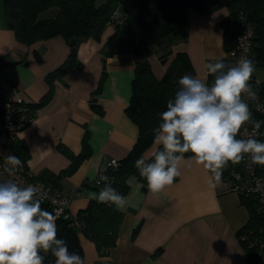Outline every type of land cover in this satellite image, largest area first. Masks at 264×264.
<instances>
[{
    "label": "crops",
    "instance_id": "crops-1",
    "mask_svg": "<svg viewBox=\"0 0 264 264\" xmlns=\"http://www.w3.org/2000/svg\"><path fill=\"white\" fill-rule=\"evenodd\" d=\"M187 14L185 37L172 43L173 54L165 64L159 60L162 50L153 53L149 59L151 69L160 78L174 55L185 52L193 77L207 83L206 65L225 58L220 23L228 9L204 15L189 9ZM113 33L109 26L99 41L78 43L75 53L82 68L55 82L51 100L35 110L33 121L20 135L29 153L26 168L38 176L43 170L58 174L66 169L71 161L59 145L77 155L88 134L90 156L58 184L63 194L73 196L70 210L74 215L87 207L94 193L92 180L103 159L122 160L138 136L136 125L125 112L135 57L122 53L104 58L105 44ZM71 50L61 36L29 47L19 43L7 27L0 0V87L7 95L18 93L37 105L48 91L46 76L65 62ZM252 76L260 84L264 71L254 70ZM157 148L154 143L144 153L145 160ZM191 155L181 163L180 175L156 195L147 186L144 189L136 177L128 178L129 191L124 195L127 203L119 210L123 219L116 245L100 256L95 244L80 233L84 264H247V254L237 235L249 221L246 207L223 176L215 188L209 187L211 173L189 161Z\"/></svg>",
    "mask_w": 264,
    "mask_h": 264
},
{
    "label": "trees",
    "instance_id": "trees-1",
    "mask_svg": "<svg viewBox=\"0 0 264 264\" xmlns=\"http://www.w3.org/2000/svg\"><path fill=\"white\" fill-rule=\"evenodd\" d=\"M3 5L7 27L13 31L19 43L29 47L38 41L61 36L72 48L65 62L46 76L48 91L37 105H31L34 112L51 100L56 81H62L72 70L82 68L75 53L79 42L87 39L99 41L106 28L112 26L114 33L105 44L104 58L122 53H131L135 57L131 97L125 112L136 125L138 136L126 157L118 161V167L111 168L106 173L112 180V187L123 196L129 191L127 180L132 176L141 182L144 189L147 186L146 179L140 175L134 162L154 144L153 129L161 122L158 114L166 111L167 102L174 99L179 89V78L186 74L194 75L185 52L174 55L160 78L153 74L149 62L153 53L161 50L159 60L162 64L167 62L173 54L172 43L185 37L189 9L201 15L221 8L228 9V15L220 23L225 53L232 49L239 30L240 17L245 16L253 28L251 59L254 61L255 70L264 71V0H3ZM52 9L55 12L43 17L44 13ZM36 60L40 61L39 57ZM221 60L232 66L230 59ZM213 82L214 76L209 73L207 84L210 86ZM100 85L101 82L99 87ZM258 91L261 98H264V80L259 84ZM93 108L97 109L94 105ZM252 119L264 124V119L253 112ZM59 150L71 164L58 174L43 170L38 176H34L57 191H60L59 182L70 176L90 156L88 134L83 137L79 154H73L62 145H59ZM13 154L23 161V168L20 170L27 171L29 153L21 140L16 142ZM189 155L191 153L184 154ZM238 171L240 164L232 165L229 162L222 176L230 181V174ZM101 187L103 182L99 185L93 183L95 193ZM240 200L249 213V221L237 235L242 237L256 234L261 227L256 201L243 196H240ZM41 207L51 212L48 204L42 203ZM76 219L78 226H74L70 219L59 218L56 221L57 238L66 241L70 253L79 254L83 260L78 239L80 233L95 244L100 256L107 255L116 245L123 213L116 210L114 205L100 203L91 198L85 210L76 214ZM241 243L247 254V264H250L251 251L246 248V241L241 240ZM40 254L45 256L44 264H55V257L51 252L41 251Z\"/></svg>",
    "mask_w": 264,
    "mask_h": 264
},
{
    "label": "clouds",
    "instance_id": "clouds-1",
    "mask_svg": "<svg viewBox=\"0 0 264 264\" xmlns=\"http://www.w3.org/2000/svg\"><path fill=\"white\" fill-rule=\"evenodd\" d=\"M206 67L214 82L209 86L191 75L181 76L174 99L158 114L161 122L153 129L157 150L150 160L141 156L134 162L153 195L180 175L186 153L192 154L189 161L211 173L208 184L212 188L221 182L229 162L238 165L247 156L250 167L264 166V142L252 137L237 139L245 124L250 122L258 131L262 123L252 119L249 105L242 100V94L258 99L248 83L254 61L242 57L232 66L219 60ZM107 167L118 164L113 161ZM107 167L97 181L98 185L103 182V187L91 198L123 210L126 198L112 187ZM21 168L19 156L6 157L4 170L10 176ZM47 196L43 184L22 186L11 179L0 182V264H44L41 251L51 252L55 264H84L79 254L69 252L64 239L57 238V215L41 207Z\"/></svg>",
    "mask_w": 264,
    "mask_h": 264
},
{
    "label": "built area",
    "instance_id": "built-area-1",
    "mask_svg": "<svg viewBox=\"0 0 264 264\" xmlns=\"http://www.w3.org/2000/svg\"><path fill=\"white\" fill-rule=\"evenodd\" d=\"M252 38V25L245 16H241L233 47L225 53V58L230 59L232 65H235L242 57L251 59ZM248 83L252 91L257 94L258 99L251 100L246 94H242V100L249 105L251 112L264 119V98L259 95V84L252 77ZM34 117L35 112L32 110L31 104L25 101L20 94L7 95L0 87V182L11 179L22 186L43 184L48 193L47 199L43 203L50 206L51 212L57 215L58 219H70L74 226H78L76 215L72 214L70 210L73 196H67L63 192L53 189L50 184L35 179V175L29 170L19 169L13 176L4 170L6 157L13 154V148L20 140L22 131L31 124ZM249 137L264 142V124H261L258 131L254 130L250 122L245 124L237 135V139ZM113 161L118 164L119 160L103 159L98 175L92 180L94 184H97L101 171ZM111 168L116 167H107V172ZM230 183L233 192L256 201V212L261 220V228L256 234L242 236L241 240L246 241V248L251 251L250 264H264V166L252 165L250 167L246 156L245 160L240 163V171L230 174Z\"/></svg>",
    "mask_w": 264,
    "mask_h": 264
},
{
    "label": "rangeland",
    "instance_id": "rangeland-1",
    "mask_svg": "<svg viewBox=\"0 0 264 264\" xmlns=\"http://www.w3.org/2000/svg\"><path fill=\"white\" fill-rule=\"evenodd\" d=\"M53 12H55V9H52V10H50V11H48V12H46V13H44L43 14V17H48V16H50ZM259 77L261 78V74H259ZM261 228V227H260Z\"/></svg>",
    "mask_w": 264,
    "mask_h": 264
}]
</instances>
